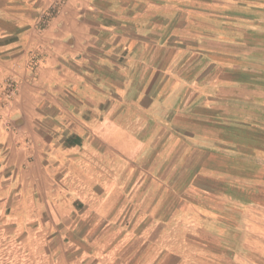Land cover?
Wrapping results in <instances>:
<instances>
[{
	"label": "crops",
	"instance_id": "1",
	"mask_svg": "<svg viewBox=\"0 0 264 264\" xmlns=\"http://www.w3.org/2000/svg\"><path fill=\"white\" fill-rule=\"evenodd\" d=\"M54 1L0 0V82H15L0 177L55 196L71 177L121 183L143 159L164 177L185 166L188 186L206 181L199 229L217 254L247 253L235 224L264 213V0H65L50 16Z\"/></svg>",
	"mask_w": 264,
	"mask_h": 264
},
{
	"label": "rangeland",
	"instance_id": "2",
	"mask_svg": "<svg viewBox=\"0 0 264 264\" xmlns=\"http://www.w3.org/2000/svg\"><path fill=\"white\" fill-rule=\"evenodd\" d=\"M215 8L222 15L227 10ZM147 161L121 183L100 177L60 181L59 197L42 181L39 189L30 177H0V264H264V213L253 211L245 215L250 223L235 224L242 227L239 239L247 253L219 255L220 240L200 230L193 215L195 206H205L196 188L206 183L202 175L188 186L185 166L164 177L165 167L155 171ZM52 179L58 185L61 178ZM183 208L190 210L187 218Z\"/></svg>",
	"mask_w": 264,
	"mask_h": 264
},
{
	"label": "built area",
	"instance_id": "3",
	"mask_svg": "<svg viewBox=\"0 0 264 264\" xmlns=\"http://www.w3.org/2000/svg\"><path fill=\"white\" fill-rule=\"evenodd\" d=\"M64 1L65 0H55L54 6L52 7V10L50 11L49 15L53 16L58 11V8ZM14 90L15 82L13 80L0 82V98H11V95L13 94Z\"/></svg>",
	"mask_w": 264,
	"mask_h": 264
}]
</instances>
